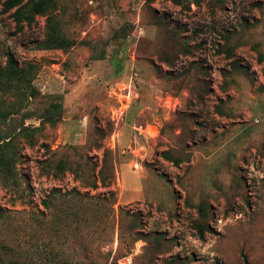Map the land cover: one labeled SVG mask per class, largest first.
Segmentation results:
<instances>
[{
    "label": "rangeland",
    "instance_id": "obj_1",
    "mask_svg": "<svg viewBox=\"0 0 264 264\" xmlns=\"http://www.w3.org/2000/svg\"><path fill=\"white\" fill-rule=\"evenodd\" d=\"M2 1L38 93H0V264H264V0H57L65 51Z\"/></svg>",
    "mask_w": 264,
    "mask_h": 264
},
{
    "label": "trees",
    "instance_id": "obj_2",
    "mask_svg": "<svg viewBox=\"0 0 264 264\" xmlns=\"http://www.w3.org/2000/svg\"><path fill=\"white\" fill-rule=\"evenodd\" d=\"M174 1L179 2L178 0ZM1 5L3 12H10L17 30H21L24 25H30L36 16H46V26L49 31L43 41L45 48L62 49L65 51L74 44L73 40L64 35L60 26L54 22V18L51 15L52 11L56 8L57 0H3ZM35 72L34 64L26 63L25 65H20L11 53H7L5 55V63L0 65V93L4 95H20L25 98L35 97L38 93L32 85ZM9 115V111L0 110V123L4 122ZM60 115V103H51L44 109L41 119L42 121L55 123L60 118ZM28 117L24 116L23 122L19 125V132L23 133L28 130V127L24 126V120ZM11 141V135L0 137V174L4 176L12 174L16 161V152L10 151L12 148ZM171 162L173 164L178 163L175 160H171ZM64 169H66L64 163L58 161L55 165V173L61 172ZM100 181L103 184V181ZM56 192H58L57 189H52L48 195H53ZM42 203L46 209L50 208L51 201L49 199H44ZM198 213L202 217L207 216L206 207L201 203L198 204Z\"/></svg>",
    "mask_w": 264,
    "mask_h": 264
},
{
    "label": "crops",
    "instance_id": "obj_3",
    "mask_svg": "<svg viewBox=\"0 0 264 264\" xmlns=\"http://www.w3.org/2000/svg\"><path fill=\"white\" fill-rule=\"evenodd\" d=\"M144 170H145V169L142 167V170H141L140 172H144ZM123 188H124V189H127V190H129V191H132L131 188H126V185H125L124 183H123Z\"/></svg>",
    "mask_w": 264,
    "mask_h": 264
}]
</instances>
